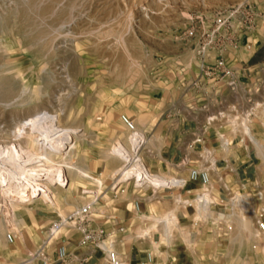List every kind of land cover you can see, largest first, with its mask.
<instances>
[{
    "label": "rangeland",
    "instance_id": "1",
    "mask_svg": "<svg viewBox=\"0 0 264 264\" xmlns=\"http://www.w3.org/2000/svg\"><path fill=\"white\" fill-rule=\"evenodd\" d=\"M235 1L0 0V168L10 169L1 158L20 147L37 156L29 165H46L53 172H46L39 186L27 185L23 192H16L17 177L7 179L0 172V202L8 209L11 201L10 228L15 235L14 242L8 243L2 224L0 264H19L41 244L46 228L59 214L87 201L96 199L94 218L108 226L106 211L125 194L119 186L136 183L135 178L114 182L113 172L124 162L112 148L127 144L131 134L122 115L144 134L136 158L151 173L168 178L151 169L157 161L142 153L150 157L148 150L157 144L150 137L152 129L160 121L168 124L170 111L181 108L184 88L198 70L194 44L183 38L182 31L200 25L221 4ZM250 2L264 16V0ZM229 57L249 66L264 64V35L245 40ZM39 124L59 126L62 144L53 147L43 141L36 131ZM255 131L264 144V127L259 122ZM45 145L47 160L42 158ZM250 158V168L241 171L248 181L246 192L258 208L264 206V148L262 155L256 149ZM76 168L97 179L81 176ZM210 180L212 197L226 202L214 173ZM227 182L238 190L233 177ZM195 206L192 202L193 211ZM229 214L217 205L200 219L208 226L240 227L246 248L255 246L260 240L252 235L251 221L239 222ZM159 235L164 240L161 231ZM177 236L180 241L189 237L184 228ZM56 238L57 242L68 239L69 250L74 249L69 228L51 242ZM117 251L123 258L124 250Z\"/></svg>",
    "mask_w": 264,
    "mask_h": 264
},
{
    "label": "built area",
    "instance_id": "2",
    "mask_svg": "<svg viewBox=\"0 0 264 264\" xmlns=\"http://www.w3.org/2000/svg\"><path fill=\"white\" fill-rule=\"evenodd\" d=\"M258 16L259 10L255 5L250 0H242L206 17L200 25L195 23L182 31L183 38L193 42L198 62L197 73L185 86L181 108L177 110L178 117L189 128L182 161L185 165L193 157L197 164L189 169L185 178L175 176L166 182L159 181L157 185L145 178L147 182L135 185L158 190L183 189L189 182L199 183L200 192L193 200L182 201L185 207L194 202L202 216L208 217L212 208L222 205L224 211L230 212L228 216L239 222L250 220L253 237L264 240V206L256 208L252 204L246 192L248 181L240 170L252 165L250 153L256 152L253 141L257 135L256 123L264 127V64L253 69L229 57L247 40L239 32H252ZM121 120L131 132L134 131L135 126L125 115ZM142 147L143 139H140L137 154ZM231 152L243 153L246 162L238 164L239 158L228 157ZM219 167L228 169L239 179L236 191L222 174L216 175L215 182L225 193L226 202L212 197L214 184L210 173H216ZM10 202L9 199L8 209L4 201L0 202V227L3 224L7 242L13 243L15 235L10 226L14 212ZM95 205L96 199L90 200L62 216L58 215L46 228L41 244L19 264H86L97 252L105 264H125L116 249L118 240L115 233L96 222ZM219 215L223 214L218 213L219 220H223ZM63 228L72 229L77 234L75 247L69 250L68 239L63 238L52 256L50 242ZM123 231L124 227L117 229L119 233ZM84 248L90 250L83 253ZM151 260L152 255L148 253L147 261Z\"/></svg>",
    "mask_w": 264,
    "mask_h": 264
},
{
    "label": "crops",
    "instance_id": "3",
    "mask_svg": "<svg viewBox=\"0 0 264 264\" xmlns=\"http://www.w3.org/2000/svg\"><path fill=\"white\" fill-rule=\"evenodd\" d=\"M241 1L223 3L219 6L220 10ZM239 34L247 40L264 35V16L256 18V28L252 32H239ZM250 67L254 69L256 66ZM178 115L177 110L172 109L168 115L171 118L169 123L163 125L160 121L152 129L150 137L156 139L157 144L148 150L150 157L142 153L143 156L145 154L146 159L157 161V164L151 163V169L156 173H164L168 178L175 176L185 178L189 169L197 164L193 157L185 165L182 161L185 153L184 144L189 139V128ZM163 139L166 141L164 145L160 144ZM237 154L238 164L245 163V155ZM242 169L247 168H240ZM217 174H222L225 181L229 176L233 177L235 185L239 181L237 176L222 167L216 168L214 175ZM215 185L221 191L220 185L217 183ZM119 188L121 193L125 192V194H120L116 204L106 211L108 219L110 216L114 217L109 219L110 223L106 228L115 233L118 240L117 250H124L122 259L125 264H264V240L246 248L244 232L240 227L208 226L200 219L201 211L197 208L193 211L191 205L185 207L182 204L183 200L191 201L200 192L199 183L189 182L183 189L153 190L136 185L133 187L127 182L121 184ZM176 216H178L177 222H175ZM180 220L184 223H180ZM119 227H124V231L117 232ZM183 228L187 230L189 237L180 241L177 234ZM69 230L76 242L77 234L72 229ZM146 231L149 232L143 234ZM160 231L165 241L160 238ZM57 241L58 239H55L53 243L50 242L49 250L52 256ZM89 250L90 248H84L82 252L87 253ZM148 253L152 254L151 262L147 261ZM101 260L104 259L97 252L86 264H101Z\"/></svg>",
    "mask_w": 264,
    "mask_h": 264
},
{
    "label": "bare ground",
    "instance_id": "4",
    "mask_svg": "<svg viewBox=\"0 0 264 264\" xmlns=\"http://www.w3.org/2000/svg\"><path fill=\"white\" fill-rule=\"evenodd\" d=\"M36 131L37 133L39 132V135L42 136L43 141L48 142L49 145L53 147H58L59 145L62 144V142L60 141V138H62V134L59 133L61 131L59 126L39 124L36 127ZM143 135L144 134L141 131L136 130L134 128V131L131 132L129 138L127 139L128 140L127 144L122 143L120 145L113 146L112 153L117 155L122 160V162H124V164L120 166L119 169L113 172L115 183H121L131 178H135L134 180L136 184H139L140 182H147L145 181V178H147L150 183H152L153 185H157L159 181L166 182L171 179V178L170 179L163 178L162 176H158V175H152L151 172L142 164L140 158L139 157L136 158L137 156L136 153L138 150L140 139H143L144 142ZM253 141L255 143L258 153L262 155L263 154L262 144L255 136L253 137ZM5 154H6L5 157H2L1 160L4 161L5 163L8 162L10 169L8 168V170H6L5 168H0V172L7 179L12 180L15 177L18 178L17 180L20 182V186L16 188L17 189L16 192H21V191L23 192L29 189L27 185L39 186L40 184L39 181L42 179V175L45 174L46 172H51L50 168L46 165L45 166L29 165L30 164L29 162L36 159L37 156H35L33 153H31L28 150L19 147L18 149L8 150L7 153ZM42 158L44 160L50 158V155L47 153L46 150V145H45V149L43 148ZM83 170H79L77 168L74 169V171L80 174L81 176L97 179V177L91 176L86 171ZM59 215L62 216V214ZM219 217L223 218L224 216L219 215ZM165 221H167V218H165ZM147 232L149 231H146L143 234H146Z\"/></svg>",
    "mask_w": 264,
    "mask_h": 264
}]
</instances>
